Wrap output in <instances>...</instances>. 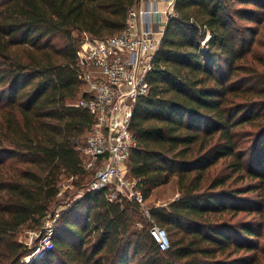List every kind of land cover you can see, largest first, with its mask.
Masks as SVG:
<instances>
[{
  "label": "trees",
  "instance_id": "obj_1",
  "mask_svg": "<svg viewBox=\"0 0 264 264\" xmlns=\"http://www.w3.org/2000/svg\"><path fill=\"white\" fill-rule=\"evenodd\" d=\"M138 2L0 0V264H27L38 243L19 235L42 232L64 179L87 185L78 147L94 118L75 106L85 87L78 51L84 34L121 33ZM262 17L264 0L175 1L134 110L129 162L146 200L177 180L179 198L151 208L170 250H159L137 203L102 192L68 204L54 250L33 264H261L260 230L227 218L262 213L240 197L264 186ZM244 178L260 186L233 188Z\"/></svg>",
  "mask_w": 264,
  "mask_h": 264
},
{
  "label": "built area",
  "instance_id": "obj_2",
  "mask_svg": "<svg viewBox=\"0 0 264 264\" xmlns=\"http://www.w3.org/2000/svg\"><path fill=\"white\" fill-rule=\"evenodd\" d=\"M175 1L139 0L129 12L126 28L118 35L103 39L83 35L78 66L83 70L85 90L75 103L94 118L85 142L78 147L83 169L92 174L87 185L78 190V198L103 192L109 202L134 201L150 224V236L162 252L171 248L169 233L155 221L139 181L130 174L129 162L136 147L131 123L138 100L150 91L148 77L154 69L169 19L174 16ZM163 2L165 10L160 8ZM71 188L63 182L58 197L62 198ZM59 217L56 213L50 216L52 219L46 221L41 234L30 233L40 238L35 252L25 259L27 264L54 250L55 224ZM138 226L142 228L141 224Z\"/></svg>",
  "mask_w": 264,
  "mask_h": 264
},
{
  "label": "rangeland",
  "instance_id": "obj_3",
  "mask_svg": "<svg viewBox=\"0 0 264 264\" xmlns=\"http://www.w3.org/2000/svg\"><path fill=\"white\" fill-rule=\"evenodd\" d=\"M264 17H262L260 19V21H263ZM259 36L257 38V50L260 52H264L263 48H261L260 43H264V21L263 24H260L259 26ZM85 90V87H84ZM92 178V174L89 175L88 180ZM64 184L66 185H70L72 186V181L70 179H64ZM249 184H255L260 186L258 181H254L252 179H243L240 182L233 184V188H241V187H246ZM178 192V185H177V180L173 179L171 181V184L168 186H163L159 189H157L156 191H154L153 193V199L152 201L155 200H166L168 197H170V201L171 200H176L178 198L175 199V196ZM78 190H76L74 187L67 190L66 193L64 194V196L62 198H59V203L60 205L58 207H56L55 209V213L59 214V216L62 214V212L67 209L69 207L70 204H72V202H74V200L78 199ZM242 198H248L251 201V204H249L248 206V210H258L261 209L262 213H255V212H251L248 213V211H244L241 212L237 218H233L232 216H228V220H233L232 224L235 223H239V222H245V223H253L255 225V227L257 229H259V236L256 238H252L254 239L253 241L258 245V249L259 252L263 253L264 252V186L262 188H260L257 192L252 193V194H247V195H242L240 196ZM160 199V200H159ZM170 201L165 202V204H169ZM69 204V205H68ZM148 206L150 208L154 207L153 204H149L147 202ZM57 210L60 212H57ZM48 219H52V218H48ZM137 228H140L139 226H137ZM31 232H22L19 235V241L22 243L27 244L28 246L33 245L34 241H37V243L39 242V236H32L30 234ZM41 234V232H38V235ZM240 255H243V253H240ZM29 257H27L28 259ZM38 260V259H37ZM26 261V260H25ZM36 259H31L29 264H33V262H35ZM133 264H146L145 262H141V261H135ZM261 264H264V260L261 262Z\"/></svg>",
  "mask_w": 264,
  "mask_h": 264
},
{
  "label": "crops",
  "instance_id": "obj_4",
  "mask_svg": "<svg viewBox=\"0 0 264 264\" xmlns=\"http://www.w3.org/2000/svg\"><path fill=\"white\" fill-rule=\"evenodd\" d=\"M160 8L162 9V10H165L166 9V3H160ZM171 184V183H170ZM169 184V185H170ZM168 186V185H167ZM161 188V187H160ZM159 189V188H158ZM157 190V189H156ZM156 190H154V191H156ZM154 193V192H153ZM176 198H179V193L177 192V194H176V196H175V199ZM152 199H153V194H152V196L150 197V199L149 200H147V202L149 203V204H153V206L154 207H166L167 205H169L170 203H172L173 201H175V200H171L170 201V197H168L166 200H160V201H158V200H155V201H152ZM167 201H170V203L169 204H165V202H167Z\"/></svg>",
  "mask_w": 264,
  "mask_h": 264
}]
</instances>
